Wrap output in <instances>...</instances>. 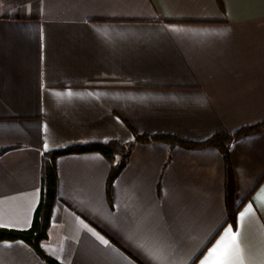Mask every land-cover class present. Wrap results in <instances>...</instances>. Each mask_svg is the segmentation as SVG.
<instances>
[{"label":"crops","instance_id":"obj_1","mask_svg":"<svg viewBox=\"0 0 264 264\" xmlns=\"http://www.w3.org/2000/svg\"><path fill=\"white\" fill-rule=\"evenodd\" d=\"M264 123V0H0V228L27 230L42 160L166 134L201 142ZM121 158H116L119 163ZM108 186L99 153L55 160L42 254L58 264H264V128L230 146L134 144ZM252 206V207H250ZM0 264H47L0 241Z\"/></svg>","mask_w":264,"mask_h":264},{"label":"trees","instance_id":"obj_2","mask_svg":"<svg viewBox=\"0 0 264 264\" xmlns=\"http://www.w3.org/2000/svg\"><path fill=\"white\" fill-rule=\"evenodd\" d=\"M263 128L264 123H260L251 127L241 128L232 134L227 132H220L201 142L183 140L166 134H158L152 136L134 135L133 141L127 144L118 142H110L106 144H89L53 152L47 156V159L42 160L40 199L34 211L30 227L27 230L23 231L0 228V241L23 242L30 246L32 250L47 264H58L55 261L46 258L40 250V243L47 239V230L51 222L52 207L56 199V158L71 154H101L112 166V171L108 182L109 186L112 179L123 168L125 163L123 160L124 156L130 150V148L134 144H149L153 142H161L171 147H179L186 150H196L201 148H213L218 150L222 155L225 165V194L228 220L233 222L236 216V210L232 207V200L234 196V179L230 163V146L233 141L249 134L258 133L262 131ZM118 157L121 158V160L119 163H115V160Z\"/></svg>","mask_w":264,"mask_h":264},{"label":"snow or ice","instance_id":"obj_3","mask_svg":"<svg viewBox=\"0 0 264 264\" xmlns=\"http://www.w3.org/2000/svg\"><path fill=\"white\" fill-rule=\"evenodd\" d=\"M236 248H238L237 235L233 234L232 229L229 228L224 236L221 237L216 245L210 250L209 257L214 256L222 250L221 258L218 261H215L214 264H232V252ZM202 264H212V262L206 259Z\"/></svg>","mask_w":264,"mask_h":264}]
</instances>
